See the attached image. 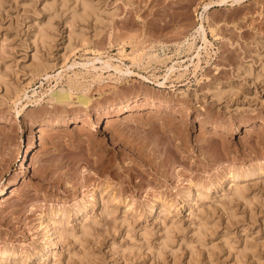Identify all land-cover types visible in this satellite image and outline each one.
<instances>
[{
  "label": "rangeland",
  "instance_id": "374dc122",
  "mask_svg": "<svg viewBox=\"0 0 264 264\" xmlns=\"http://www.w3.org/2000/svg\"><path fill=\"white\" fill-rule=\"evenodd\" d=\"M231 2L0 0L5 264H264V173H248L264 165V0ZM99 55L135 72L69 67ZM70 85L74 102L50 100ZM121 105L141 108L91 129ZM61 117L70 123L38 137ZM104 188L57 223L48 257L36 253L49 246L44 216Z\"/></svg>",
  "mask_w": 264,
  "mask_h": 264
},
{
  "label": "bare ground",
  "instance_id": "6f19581e",
  "mask_svg": "<svg viewBox=\"0 0 264 264\" xmlns=\"http://www.w3.org/2000/svg\"><path fill=\"white\" fill-rule=\"evenodd\" d=\"M226 1L227 0H220V2H226ZM243 1H245V0H232L231 5L242 4ZM209 4L205 5V8L206 9L209 7ZM84 8L87 9L88 8V5H87V7H84ZM84 11H86V10H84ZM201 30H203L202 33L204 34V35L202 34L204 36V39H203L204 40V45H203V47L206 48V45L208 43V38L206 36V32H205V29H204L203 24L201 26H199V32ZM84 43H82V44H84ZM205 43H206V45H205ZM187 44H188V49L191 50L192 47H193V45H194V43L193 42H190V41H187ZM200 47L196 49L197 52L195 54L196 55V58H198V64H199V62L201 60V57H202V51L200 50ZM76 48H77V46H72L71 45V48H69V51L73 52V51L76 50ZM69 57H70V54H67L66 53V55H64V60H67ZM155 58H157V55H156ZM157 60L159 62H162V60L160 58H157ZM64 62H66V61H64ZM98 63H101V64L98 65ZM198 64H197V66H198ZM76 65H79V66L81 65V66L87 68L86 70H88V71L94 70L95 73L97 71H100V70L102 72L103 71H106V70H116L118 73L119 72H123L124 74H133L135 72V71L133 72L129 67H127L125 69L122 68V66L113 63L109 58L108 59H103L101 55L96 56L94 58H91L87 62H84V61L81 62V61H78V60L74 59V61L70 64L69 67H73V66H76ZM175 69H176V66L174 64L169 67V70L171 72L174 71ZM101 71L100 72H97L95 74V77L96 78L98 77L99 79H103L101 77V76H103L102 75L103 73ZM60 73H62V72L61 71L60 72L58 71V75H60ZM75 74H77V73H75ZM46 75H47V77H50L51 76L49 73H47ZM139 76L142 77L144 80L149 81V77L148 76L141 75V73H140ZM165 78H166V76H165ZM35 92L36 91L34 90V93ZM73 93H74V87L72 85H70V87L68 89H66L64 87H62L60 89H51L49 98H50V100L53 103H57V104H60V105L61 104L62 105H65L67 103L74 102V99L75 98L73 99V97H74L73 96ZM16 95H17V97L13 101H15V102H18L19 101L20 102L21 96L18 95L17 93H16ZM26 96H27V94H26ZM76 97H77V101L79 103H81L82 106H84V107L85 106L86 107H89L90 106V102H91L92 99L88 95H86V94H82L81 95L80 94V95H78ZM36 100L38 101V98ZM39 100H40V98H39ZM28 106H29L28 104L22 105V108L21 109H18V114L20 115L22 109H25ZM139 108H141V106H139V105H133V106H129V107H125V105H121L120 108L117 110V113H115L113 115H107L106 117L101 116L99 118V121L98 122L92 124L91 129L92 130L96 129L97 131H98V129H102L105 121H112L113 122V121H115L117 119H121V118L128 119V118H130V115L133 114L132 111H135V110L137 111ZM95 109L98 110L99 108L98 107H94V110ZM89 112L91 113V111H89ZM70 121L71 120L69 118H65V117L54 118L52 120H49L48 122L40 125L41 127L38 129V137L41 139L45 130H47L49 128H54L56 126H61V125L69 124ZM75 126L81 127L82 125H79V123H78ZM33 145H34V143L33 142H30L29 149H31L33 147ZM23 166L24 167L25 166H28V162L24 163ZM252 172H255V173H264V165L257 166V168L255 170L248 171V173H252ZM230 176L233 177V178H235V177L239 176V173L237 171H233V173ZM13 186H15V185H13ZM192 187H190L188 190L185 191V195H186L187 199H189L192 196V194H193L192 192H193L194 189ZM196 187H197L196 190H194L196 192L202 190V188H203L202 186H196ZM10 189L8 187H3L2 189H0V196H3L5 194H7ZM16 189L17 188L14 187L11 190V193L12 194L16 193ZM104 190H106L108 192L110 191L108 188H104L102 190V192H100V193L99 192H96V190H93L90 199L74 202L73 205H72L73 212L70 213V214H69L70 209L67 206L64 205L63 207H61L60 209H58L55 212H52L48 216H46V217L44 216L43 219L41 220V225H45V228L47 229V231L49 233L47 240H45L49 244V246H47V248L42 247V248L38 249V251H36V253L39 254L41 257H48L54 251V248H55V246L57 244V241H58V237L61 235V231H59L57 229V223H60V222L62 223L64 221V219L67 216H70L71 214H75L77 216L78 215L81 216L82 214H84L90 206L94 205L100 199V196H101L100 194H102ZM202 194H203V192H201L198 195L202 196ZM112 196L114 198L118 199L117 195L113 194ZM171 205L172 204H167L165 202L161 203V206H164L166 208L170 207ZM127 206L129 207L128 209H131L133 207L132 203H127ZM150 206L151 207L154 206V203L153 204H150ZM64 232H67V229H65ZM82 232L83 233H87L86 227H83ZM28 256L29 255H27L26 257L28 258ZM11 257H13V252L7 246L4 247V248H2V249L0 248V264H5V262H3V261L9 260V258H11Z\"/></svg>",
  "mask_w": 264,
  "mask_h": 264
}]
</instances>
